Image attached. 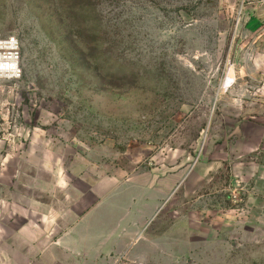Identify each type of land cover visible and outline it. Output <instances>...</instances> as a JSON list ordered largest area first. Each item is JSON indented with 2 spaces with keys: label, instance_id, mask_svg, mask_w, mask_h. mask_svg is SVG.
Wrapping results in <instances>:
<instances>
[{
  "label": "rangeland",
  "instance_id": "rangeland-1",
  "mask_svg": "<svg viewBox=\"0 0 264 264\" xmlns=\"http://www.w3.org/2000/svg\"><path fill=\"white\" fill-rule=\"evenodd\" d=\"M261 9L0 0L21 69L0 82L3 134L15 144L20 120H44L84 180L115 182L124 204L146 193L142 264H264V30L246 25Z\"/></svg>",
  "mask_w": 264,
  "mask_h": 264
},
{
  "label": "crops",
  "instance_id": "crops-1",
  "mask_svg": "<svg viewBox=\"0 0 264 264\" xmlns=\"http://www.w3.org/2000/svg\"><path fill=\"white\" fill-rule=\"evenodd\" d=\"M246 25L264 30V17ZM43 122L20 120L15 144L0 123V264L147 262L142 229L156 205L146 193L121 203L115 182L84 180L77 159L69 165L66 150L54 152Z\"/></svg>",
  "mask_w": 264,
  "mask_h": 264
},
{
  "label": "built area",
  "instance_id": "built-area-1",
  "mask_svg": "<svg viewBox=\"0 0 264 264\" xmlns=\"http://www.w3.org/2000/svg\"><path fill=\"white\" fill-rule=\"evenodd\" d=\"M21 78L20 46L15 37L0 35V82Z\"/></svg>",
  "mask_w": 264,
  "mask_h": 264
}]
</instances>
